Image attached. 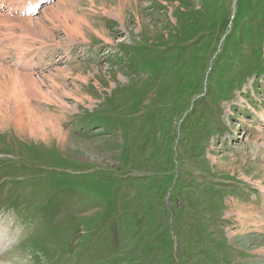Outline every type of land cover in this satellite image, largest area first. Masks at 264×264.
<instances>
[{
    "label": "rangeland",
    "instance_id": "374dc122",
    "mask_svg": "<svg viewBox=\"0 0 264 264\" xmlns=\"http://www.w3.org/2000/svg\"><path fill=\"white\" fill-rule=\"evenodd\" d=\"M262 25L264 0H0V261L264 264Z\"/></svg>",
    "mask_w": 264,
    "mask_h": 264
},
{
    "label": "bare ground",
    "instance_id": "6f19581e",
    "mask_svg": "<svg viewBox=\"0 0 264 264\" xmlns=\"http://www.w3.org/2000/svg\"><path fill=\"white\" fill-rule=\"evenodd\" d=\"M51 7V6H50ZM49 7V8H50ZM53 9V8H52ZM58 9V8H57ZM33 17H29V18H27L26 17V23L27 24H29V25H33V19H32ZM39 24H40V26L43 28V31L45 30V27L46 26H44V23L41 21V20H38L37 21ZM67 23V22H66ZM69 27V26H68ZM72 29V28H71ZM83 35V34H82ZM83 37V36H82ZM60 71H62V70H60ZM44 75H46L45 73H44ZM19 76V75H18ZM27 76H29V77H31L34 81H31V83L34 85V87H35V85L38 87V85H37V77L35 76V75H27ZM49 76V75H48ZM52 78V77H51ZM31 79V80H32ZM17 80L16 81H14L13 82V93L11 94V95H15L16 96V98L18 97V91H20L22 88V86H20V90H18V85H20L18 82V85H17ZM22 82V81H21ZM6 83V82H5ZM4 83V84H5ZM9 83H11V82H9ZM41 83H42V81H41ZM2 85H3V83H2ZM12 85V84H11ZM10 86V85H9ZM7 87V88H6ZM6 87H3V88H6L7 90L9 89V88H12L11 86L8 88V86H6ZM40 87V86H39ZM6 89H4V90H6ZM41 89V88H40ZM12 90V89H11ZM10 90V91H11ZM24 90V89H23ZM2 93H5L4 91H1ZM21 92V91H20ZM19 92V93H20ZM8 93V92H7ZM38 93V92H37ZM9 94V93H8ZM25 94V93H24ZM24 94H20V96H22V95H24ZM4 95V94H3ZM7 95V94H6ZM48 95V94H47ZM19 96V97H20ZM45 98V97H44ZM19 99V98H18ZM17 99V100H18ZM46 99V98H45ZM48 101V100H47ZM18 102H19V100H18ZM3 104V103H2ZM22 104V103H21ZM17 105L19 106V103H17ZM1 107V106H0ZM20 107V106H19ZM28 107V106H27ZM8 108V107H7ZM23 108V107H22ZM0 110H1V108H0ZM5 111H6V109H5ZM40 111V110H39ZM20 113V112H19ZM1 116H5V114H0ZM19 115V114H18ZM21 116V115H20ZM35 116V115H34ZM6 117V116H5ZM23 117V116H22ZM22 117H19L18 119L19 120H22ZM33 117V116H32ZM134 117V116H133ZM14 118V117H13ZM3 119V118H2ZM39 119V118H38ZM8 120V119H7ZM31 120V119H30ZM36 120V119H35ZM40 120V119H39ZM38 120V121H39ZM49 120V119H48ZM57 121V120H56ZM55 121V122H56ZM33 122V121H32ZM42 122V121H41ZM44 122V121H43ZM21 123V121L19 122V123H17V125L18 124H20ZM25 123V122H24ZM46 123V122H45ZM5 124V123H4ZM22 124V123H21ZM40 125V123H37V121L36 122H34V123H32L30 126H28V124L26 125V133L27 134H30L31 136H33V137H35V138H41V139H45V141L47 140V141H49L50 139H51V136H53V137H56V134L58 135L56 138L59 140V141H61V143H63V142H65L64 140L66 139V135L63 133V131L60 129V131L59 130H57L56 129V127H58V125L57 124H55L54 123V120L53 121H48V126H49V128H50V130L48 131V130H46L42 125H41V127H38ZM22 127H25V126H23L22 125ZM21 126H19V129L20 130H22L23 128H22ZM47 127V126H46ZM24 131V130H23ZM21 133V132H20ZM241 213V212H240ZM243 213L244 212H242V215H240V216H242L243 217ZM247 217V216H246ZM244 218V217H243ZM4 260V259H3ZM0 264H12L10 261H7V262H5V261H0ZM18 264V263H17Z\"/></svg>",
    "mask_w": 264,
    "mask_h": 264
},
{
    "label": "trees",
    "instance_id": "16d2710c",
    "mask_svg": "<svg viewBox=\"0 0 264 264\" xmlns=\"http://www.w3.org/2000/svg\"><path fill=\"white\" fill-rule=\"evenodd\" d=\"M236 13L238 14V17L240 16V12L239 11H236ZM236 26H238V23H236ZM260 29H264V25H262L261 27H260Z\"/></svg>",
    "mask_w": 264,
    "mask_h": 264
}]
</instances>
